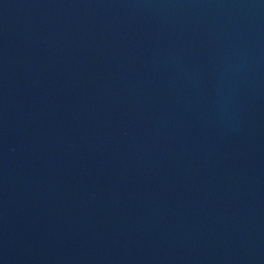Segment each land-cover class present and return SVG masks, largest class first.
<instances>
[{"label":"water","instance_id":"1","mask_svg":"<svg viewBox=\"0 0 264 264\" xmlns=\"http://www.w3.org/2000/svg\"><path fill=\"white\" fill-rule=\"evenodd\" d=\"M0 264H264V0H0Z\"/></svg>","mask_w":264,"mask_h":264}]
</instances>
